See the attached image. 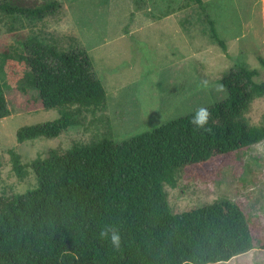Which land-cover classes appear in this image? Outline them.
Here are the masks:
<instances>
[{
    "label": "trees",
    "instance_id": "obj_1",
    "mask_svg": "<svg viewBox=\"0 0 264 264\" xmlns=\"http://www.w3.org/2000/svg\"><path fill=\"white\" fill-rule=\"evenodd\" d=\"M202 13L203 0H193ZM59 3L21 7L0 3L6 12L43 17ZM210 38L223 50L224 37L204 14ZM20 60L26 67L19 89L35 92L39 107L59 116L22 125L16 141L55 137L82 112L102 107L106 91L94 74L84 48L69 51L24 40ZM264 67V58L258 56ZM257 68L238 64L222 80L226 96L207 105V129L189 123L187 112L127 140L104 135L65 152L49 150L29 162L35 183L23 192L0 194V264H209L264 248V224L241 204L227 198L172 210L164 185L178 186L177 176L208 181L223 166L264 139V123L250 124L244 113L264 95ZM0 79V118L11 113ZM11 168L26 175L25 164L8 148ZM120 233L113 247L102 228Z\"/></svg>",
    "mask_w": 264,
    "mask_h": 264
},
{
    "label": "rangeland",
    "instance_id": "obj_2",
    "mask_svg": "<svg viewBox=\"0 0 264 264\" xmlns=\"http://www.w3.org/2000/svg\"><path fill=\"white\" fill-rule=\"evenodd\" d=\"M50 0H0L21 7ZM43 17L6 12L0 7V79L6 86L11 113L0 118V194L23 192L35 183L29 162L49 150L65 152L104 135L127 140L168 120L226 96L222 83L238 64L257 68L264 81V0H203L204 12L193 0H55ZM224 37L223 50L209 36L204 14ZM39 40L58 50L84 48L94 74L106 91L105 104L82 112L55 137L16 141L22 125L59 116L55 107H39L26 85L20 60L24 40ZM253 125L264 123V95L255 97L244 113ZM8 148L25 164L26 175L11 168ZM178 186L164 185L172 210L227 198L241 204L264 224V139L220 169L215 180L177 176ZM264 231V229H263ZM209 264H264V248L256 244L229 260Z\"/></svg>",
    "mask_w": 264,
    "mask_h": 264
},
{
    "label": "clouds",
    "instance_id": "obj_3",
    "mask_svg": "<svg viewBox=\"0 0 264 264\" xmlns=\"http://www.w3.org/2000/svg\"><path fill=\"white\" fill-rule=\"evenodd\" d=\"M210 112L204 104L197 105L189 115V123L195 128L207 129ZM102 237H107L113 247H119L120 233L113 227L102 228L100 231Z\"/></svg>",
    "mask_w": 264,
    "mask_h": 264
}]
</instances>
